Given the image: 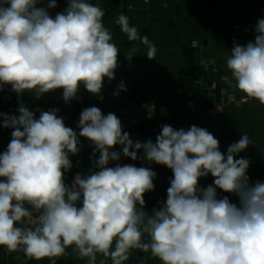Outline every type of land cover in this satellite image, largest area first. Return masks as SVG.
<instances>
[{"label":"clouds","instance_id":"obj_1","mask_svg":"<svg viewBox=\"0 0 264 264\" xmlns=\"http://www.w3.org/2000/svg\"><path fill=\"white\" fill-rule=\"evenodd\" d=\"M39 2L0 0V86L10 85L18 96L62 89L66 103L81 85L98 95L105 78L115 79L120 52L104 26V10L88 0H68L52 18ZM55 7L51 0L48 8ZM116 23L155 59V44L130 26L126 15ZM255 32L254 41L233 46L226 63L235 87L245 94L242 102L264 105V18ZM137 51L133 47L126 57L131 60ZM119 91H126L123 82L114 94ZM58 111H43L39 119L24 105L18 116L0 113L2 126L14 129L0 154V246L9 253L41 260L74 246L88 264H97L98 254L105 258L99 264L107 258L124 264L133 249L150 251L161 264H264V182L250 184V161L235 159L251 143L247 135L225 156L214 135L195 125L176 130L165 124L155 143H134L113 113L85 108L77 134ZM78 136L94 144V155L99 152L93 161L97 170L77 174L69 187L64 172L72 167L69 154L80 151ZM116 145L123 146L125 157L137 160L142 149L144 159L172 170L167 200L151 214L144 211L143 197L154 190L157 174L130 164L109 167L121 156L111 151ZM209 174L213 184L201 188L199 179ZM217 189L236 194L239 206L227 196L217 198Z\"/></svg>","mask_w":264,"mask_h":264},{"label":"crops","instance_id":"obj_2","mask_svg":"<svg viewBox=\"0 0 264 264\" xmlns=\"http://www.w3.org/2000/svg\"><path fill=\"white\" fill-rule=\"evenodd\" d=\"M99 4L104 10L103 23L112 33V42L120 52L115 79H104L101 92L92 94L83 85L76 98L70 102L63 99L62 89H56L37 96L35 91H24L19 96L10 85L8 100L0 104V113L19 115L18 108L26 106L39 119L41 112L58 109L57 116L63 118L66 127L79 133L81 112L85 108L97 107L103 115L115 114L122 123V131L130 139L153 143L167 124L176 130H188L195 125L208 130L219 141V150L226 156L228 147L247 135L250 144L239 152L235 159L250 161L247 175L250 184L264 182V105L258 100L242 102L244 93L235 87L227 58L234 45H246L254 41L257 21L264 18V0H88ZM51 0H40L37 7H44L52 18L62 13L68 0H56L55 8H48ZM120 14L129 18L130 26L137 27L140 35L152 41L157 53L155 59H148L146 47L140 41H129L116 20ZM235 40V44H233ZM133 47L138 48L129 60L126 55ZM121 82L126 91H119ZM191 103V106L189 105ZM0 117V154L7 150L14 129L2 126ZM80 151L69 154L72 167L64 172L65 184L72 185L77 174L87 176L97 170L94 160V144L79 137ZM123 146L116 145L111 151L121 153L117 161H109L114 167L130 164L146 167L157 175L154 190L144 194V211L151 214L167 200V189L173 172L165 165L144 159V152L138 151V159L123 156ZM3 179V178H0ZM211 174L199 179V186L206 188L213 184ZM227 196L230 202L239 206L236 194L217 189V198ZM78 206H81L78 202ZM30 207V206H29ZM31 210V208H30ZM38 216V213L35 215ZM22 226V225H18ZM145 240L148 237L145 235ZM88 264V258H80L74 246H69L64 255L35 260L24 252L9 253L0 246V264ZM102 255H97V264ZM111 264V259H106ZM124 264H161L158 258L138 249L130 250Z\"/></svg>","mask_w":264,"mask_h":264},{"label":"built area","instance_id":"obj_3","mask_svg":"<svg viewBox=\"0 0 264 264\" xmlns=\"http://www.w3.org/2000/svg\"><path fill=\"white\" fill-rule=\"evenodd\" d=\"M233 44H235V40H233ZM10 96V89L7 85L0 86V104L6 102L8 100V97ZM191 106V103H189ZM37 212L33 211V215H35Z\"/></svg>","mask_w":264,"mask_h":264}]
</instances>
